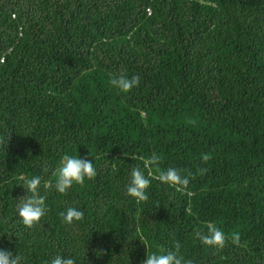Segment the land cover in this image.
I'll use <instances>...</instances> for the list:
<instances>
[{
	"label": "trees",
	"instance_id": "1",
	"mask_svg": "<svg viewBox=\"0 0 264 264\" xmlns=\"http://www.w3.org/2000/svg\"><path fill=\"white\" fill-rule=\"evenodd\" d=\"M122 73L139 85L120 92ZM153 153L186 188L155 179ZM65 154L96 175L60 194L44 181ZM134 167L151 181L143 202L126 194ZM34 175L48 211L28 228L16 205ZM69 206L83 218L65 223ZM209 223L223 248L197 237ZM160 248L264 264V0H0V249L142 264Z\"/></svg>",
	"mask_w": 264,
	"mask_h": 264
},
{
	"label": "clouds",
	"instance_id": "2",
	"mask_svg": "<svg viewBox=\"0 0 264 264\" xmlns=\"http://www.w3.org/2000/svg\"><path fill=\"white\" fill-rule=\"evenodd\" d=\"M110 84L118 89L120 92L126 93L137 87L140 82L138 75L128 76L126 74L114 75L110 78ZM201 159L208 161L209 154H203ZM160 156L153 153L150 158L145 161V166H155L157 179L160 183L176 187L177 191L186 188L189 184V177L182 175L181 170L169 167L161 169L158 161ZM96 175V168L93 160L79 158L78 154H65L58 161L54 170V182L52 180L44 181L46 188L54 189L60 194L75 185H83L85 180H91ZM148 175H152L149 173ZM42 177L39 175L31 176L23 181V189L26 191L24 197L19 198V203L16 205L17 215L21 223L28 228L38 223L48 211L46 205V195L40 194V185ZM150 179L141 170L140 167H134L129 172L128 182L125 185L126 194L134 198L137 202H143L148 199V189L150 186ZM65 223H72L83 218L84 212L78 208L69 206L64 211L60 212ZM197 237L202 244L206 246H213L215 248H223L226 243L225 232L216 224L209 223L207 232H197ZM231 242L233 244L240 243V235L235 232L231 235ZM22 257L7 249H0V264H21ZM49 264H76V260L69 256L64 257L56 255L52 258ZM142 264H184L183 258L178 255L177 251L160 248L158 251L149 252L145 255ZM190 264V262H189Z\"/></svg>",
	"mask_w": 264,
	"mask_h": 264
}]
</instances>
